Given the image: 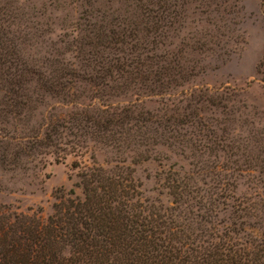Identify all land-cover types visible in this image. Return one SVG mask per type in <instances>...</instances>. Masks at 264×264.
<instances>
[{
    "label": "trees",
    "instance_id": "1",
    "mask_svg": "<svg viewBox=\"0 0 264 264\" xmlns=\"http://www.w3.org/2000/svg\"><path fill=\"white\" fill-rule=\"evenodd\" d=\"M77 1L73 35L57 38L71 50L51 47L53 55L38 57L26 50L42 35L34 7L0 0V116L29 110V86L78 107L85 101L74 84H87L101 96L99 107L57 113L40 135L31 134L30 146H54L62 130L73 128L78 134L70 148L77 154L86 128L109 136L110 145L126 138L132 164L173 156L161 173L170 202L144 197L128 164L74 161L81 195L69 189L44 220L0 209V264H264V159L254 154L259 133L240 115H223L231 100L193 84L203 67L166 48H175L165 32L174 30V4L112 0L126 6L119 16L98 13L95 5L111 0ZM210 109L214 115H207ZM124 123L126 132L114 129ZM238 185L244 189L236 193Z\"/></svg>",
    "mask_w": 264,
    "mask_h": 264
},
{
    "label": "rangeland",
    "instance_id": "2",
    "mask_svg": "<svg viewBox=\"0 0 264 264\" xmlns=\"http://www.w3.org/2000/svg\"><path fill=\"white\" fill-rule=\"evenodd\" d=\"M170 3L174 4L177 14L171 18L174 30L165 32L167 41L175 48H166L180 49L183 56L203 67L204 72L194 78L193 84L221 91L223 99L231 100L223 115H240L247 127L252 122V129L260 135L254 154L264 159V0H170ZM23 4L34 7V23L37 32L42 33L36 37L34 47L26 50L38 57L46 53L53 55L52 48L61 52L71 50L72 46L63 48L57 43V38L69 40L73 35L80 11L77 0H24ZM95 6L98 13L105 10V14L126 16L123 12L126 6L121 2L101 1ZM40 40H43L41 44ZM64 57L69 58L67 54ZM36 88L29 86L25 90L31 98L30 108L23 115L0 116V209L44 220L51 213L53 203L69 189L74 195H81L80 187L76 186L78 168L71 164L74 161L78 166L88 164L90 159L103 167L126 168L128 164L133 177L141 184L144 197L169 204L161 173L176 160L173 156L132 164L126 160V138L123 145L122 142L114 144L115 141L110 145L109 136L97 135L86 128L80 129L82 135L77 140L83 139L85 148H80L77 154L70 148L76 143L74 134H78L73 128L62 130V137L54 146H30L27 140L31 134L40 135L48 120L57 113L80 112V109L90 113L89 110L99 107L95 101L101 99L95 89L82 83L74 84L73 88L78 100L85 101L78 107L56 102L59 95H48ZM37 91L42 94L36 95ZM90 94L96 99L85 100V95ZM121 103L116 104H124ZM146 105L150 107L152 103ZM211 109L207 115H214ZM115 118L126 122V115ZM118 127L114 129L126 132V123ZM114 137L122 139L115 134ZM238 184L245 183L238 180ZM239 189L244 187L238 185L236 193Z\"/></svg>",
    "mask_w": 264,
    "mask_h": 264
}]
</instances>
